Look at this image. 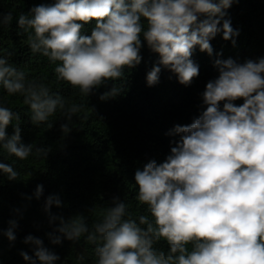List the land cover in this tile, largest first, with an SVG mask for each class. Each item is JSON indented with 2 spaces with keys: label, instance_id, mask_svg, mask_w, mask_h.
Masks as SVG:
<instances>
[{
  "label": "clouds",
  "instance_id": "obj_1",
  "mask_svg": "<svg viewBox=\"0 0 264 264\" xmlns=\"http://www.w3.org/2000/svg\"><path fill=\"white\" fill-rule=\"evenodd\" d=\"M234 2L58 0L51 6L34 7L30 15L20 14L18 25L34 31L28 38L32 51L60 62L55 68L58 79L90 96L107 81L120 80L125 68L141 63V36L160 56L147 73L149 86L159 82L160 65L175 73L181 84H191L199 75L191 59L194 48L212 55L210 41L220 32L225 41L238 35L225 19ZM12 19L11 12L0 15V24ZM92 21L96 23L91 34H82L84 25ZM215 67L219 76L202 93L206 110L191 125H176L167 133L179 140L172 141L165 162L150 160L135 173L137 199L148 205L153 219L140 215L137 222L128 213V205L114 197L102 222L90 229L83 215L67 221L53 215V206H63L60 196L53 194L44 205L50 225L59 221V227L47 234L52 244L60 245L62 238L78 241L86 235L87 241L97 245L98 264H264V59L243 64L217 59ZM0 84L9 94H23L33 123L46 122L58 108L66 107L59 93L43 83H26L25 73L3 57ZM121 91L114 84L100 99L115 98ZM240 99L244 103L236 106L234 101ZM79 110L77 105L67 109L63 132H71L72 114ZM14 120H20L19 113L0 105V147L23 160L32 154L33 145L22 143L19 124L13 135H7ZM50 151L36 149L46 156ZM0 171L9 180L19 176L10 164L0 162ZM43 195V185H37L35 198ZM16 212L20 215L19 209ZM17 228V220H10L4 233L10 242L16 240ZM162 239L167 251L155 246ZM24 243L34 246L39 264L60 260L39 238L29 235ZM20 255L29 264H37L26 252Z\"/></svg>",
  "mask_w": 264,
  "mask_h": 264
},
{
  "label": "trees",
  "instance_id": "obj_2",
  "mask_svg": "<svg viewBox=\"0 0 264 264\" xmlns=\"http://www.w3.org/2000/svg\"><path fill=\"white\" fill-rule=\"evenodd\" d=\"M57 2L0 0V15L11 12L13 16L10 23L0 24V57L22 70L26 83H43L52 93H59L66 104L65 109L58 108L48 121L33 123L23 94H9L0 84V105L20 115V120H14L6 129L7 135H13L14 126L19 124L22 143L33 145L32 154L23 160L0 147V162L12 165L19 173L17 180H9L0 171V264H29L20 255L22 251L37 260L34 246L24 243L29 235L43 240L44 246L60 257L57 264H98L97 245L87 241L86 235L78 241L62 238L60 245L51 243L47 234L59 227V221L50 225L44 211L47 197L56 194L62 201V207H52L53 215L66 221L83 215L90 229L102 222L114 197L128 205V213L137 222L140 215L152 220L148 205L137 199L136 171L143 170L153 159L158 164L165 162L174 146L172 141L179 140V136L167 133L176 125H191L206 110L202 93L207 83L219 76L215 67L217 59L231 58L240 64L264 59V0H235L226 10L225 19L231 21L238 35L225 41L220 32L210 41L212 55L202 52L199 46L194 48L191 59L198 65L199 75L191 84H181L175 73L160 65L159 82L149 86L147 73L157 65L160 56L151 51L141 36V63L133 69L125 68L120 80L107 81L87 96L58 79L55 68L60 62L32 51L28 38L34 36V31L18 25L20 14L30 15L34 7ZM95 23L84 25L82 34L90 35ZM143 23L147 28V21ZM114 84L122 89L121 93L102 101L100 97ZM234 103L240 106L244 101ZM72 105L80 106V110L72 114L71 132H63L61 125L67 122L66 111ZM38 147L51 151L47 156L37 154ZM37 185L44 187L39 200L34 196ZM27 197L32 199L29 201ZM13 219L17 220L18 228L16 240L10 242L4 233ZM155 246L168 250L163 239Z\"/></svg>",
  "mask_w": 264,
  "mask_h": 264
}]
</instances>
